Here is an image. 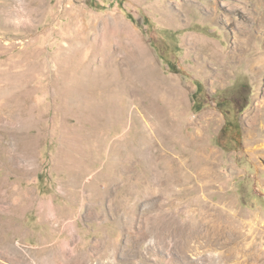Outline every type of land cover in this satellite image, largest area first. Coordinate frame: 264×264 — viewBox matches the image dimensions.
Here are the masks:
<instances>
[{
	"label": "rangeland",
	"instance_id": "obj_1",
	"mask_svg": "<svg viewBox=\"0 0 264 264\" xmlns=\"http://www.w3.org/2000/svg\"><path fill=\"white\" fill-rule=\"evenodd\" d=\"M135 46L176 126L151 157ZM262 60L264 0H0V264H264Z\"/></svg>",
	"mask_w": 264,
	"mask_h": 264
},
{
	"label": "bare ground",
	"instance_id": "obj_2",
	"mask_svg": "<svg viewBox=\"0 0 264 264\" xmlns=\"http://www.w3.org/2000/svg\"><path fill=\"white\" fill-rule=\"evenodd\" d=\"M192 2V1H191ZM250 3V2H249ZM248 3V4H249ZM20 6V5H19ZM247 7V5H246ZM249 7V6H248ZM258 7V6H257ZM217 10V9H216ZM20 9L16 10V15H20ZM23 11V10H22ZM247 11V10H246ZM211 12V17L213 19L215 18V11H210ZM12 15V14H11ZM9 16V14H8ZM13 16V17H14ZM17 16V17H18ZM259 16V15H258ZM258 18V17H257ZM9 19V18H8ZM11 19V18H10ZM20 19V18H19ZM255 21V19H254ZM255 23V22H254ZM263 24V23H262ZM248 32V31H246ZM251 34V33H249ZM106 35V34H105ZM104 35V36H105ZM248 35V34H247ZM118 37V36H117ZM246 37V36H245ZM245 43L247 44L250 40V37L248 36L245 38ZM237 41V40H236ZM238 43V42H237ZM240 43V42H239ZM246 44L242 43V46L238 47V52H245L247 49ZM129 44H126V47H128ZM125 47V52H129L128 48ZM130 47V46H129ZM135 53L133 56L128 55L126 53L125 56V68H124V86L131 85V90L132 87H141L142 93L144 95V100H150L149 103L146 105L140 107V106H134L131 111L134 109V115L137 116L139 122H140V128H141V136L143 137L140 140V144L137 145L136 149L140 150L141 155H149L150 157L153 155L154 149L153 147L156 146L159 143V139L163 136H167L172 132L174 127L172 124H170L168 118H167V112L166 108L164 106L160 105V102H158L157 94L159 93L160 90H162V87L167 84V80H165L160 74L159 71L155 65V61L151 57V54L145 47L141 46H135L134 47ZM106 53V52H105ZM235 56L237 59H239L241 56L235 53ZM99 57V56H98ZM213 58L214 62L219 61L216 55H211ZM102 59V58H101ZM236 59V60H237ZM123 60V59H122ZM262 60L261 62H263ZM114 62V61H113ZM255 65L257 63H260L259 60H253ZM113 64V63H112ZM104 65V64H103ZM258 66V65H257ZM95 69V68H94ZM109 69V68H108ZM96 70V69H95ZM106 71V69H104ZM204 70V68L202 69ZM101 72V69H100ZM95 74V73H94ZM91 74L90 75H94ZM230 72L226 70H221L220 72H217L214 74L211 78V85L217 84L219 82L224 81L227 77H229ZM96 77V75H94ZM100 81V80H99ZM87 82V81H86ZM85 82V83H86ZM92 83V82H91ZM107 83V82H106ZM113 83V82H112ZM172 89L174 90L173 93L176 94V100L180 99V96H178L179 92L183 91L185 93H189V88L187 86H183L181 84H177L175 80L172 82H169ZM89 84V83H88ZM87 84V85H88ZM134 92V91H133ZM134 94V93H133ZM136 95V94H135ZM182 95V94H181ZM138 96V95H137ZM151 97H155V100H152ZM181 109V108H180ZM206 120V119H205ZM202 121V120H201ZM174 124V123H173ZM176 124V123H175ZM203 127V126H202ZM192 136V135H191ZM197 139L193 137V140L195 141ZM159 146V145H158ZM139 152H137L138 154ZM157 154H159L157 152ZM203 154V153H202ZM139 157V156H138ZM147 157V156H146ZM182 159L184 157H181ZM200 159V158H199ZM203 160V159H202ZM179 161V160H178ZM177 161V162H178ZM186 161V160H184ZM155 162V161H154ZM169 163V162H168ZM201 163V162H200ZM204 163V162H203ZM170 164V163H169ZM198 164H194V167L197 166ZM181 166V164L179 165ZM156 169V168H155ZM197 170V167H195ZM208 169V168H207ZM203 173V172H202ZM207 174V173H206ZM209 174V173H208ZM212 175V174H211ZM202 176L205 177L203 174ZM206 179V178H205ZM208 179V178H207ZM201 180V179H200ZM204 180V179H203ZM210 185V181L203 182L200 187L202 189H207V187ZM107 192V191H106ZM224 213L219 212L216 215H223ZM207 215V213H206ZM237 215V214H236ZM235 215V216H236ZM237 217V216H236ZM237 219V218H236ZM185 227V226H184ZM202 228V227H201ZM190 231V230H189ZM193 233V231H192ZM189 235V234H188ZM189 237V236H188ZM192 238V237H191ZM182 239V238H181ZM187 240V239H186ZM208 240V239H207ZM190 241V240H189ZM187 242V241H186ZM165 243V242H164ZM193 243V242H192ZM183 244V242H182ZM175 245V244H174ZM185 245V244H184ZM197 245V244H196ZM167 247V245H164ZM188 246L190 247V244L188 243L186 245V249H188ZM175 247V246H173ZM196 247V246H195ZM247 248V246H246ZM257 248V247H256ZM171 249V248H170ZM185 250V249H184ZM178 251V250H177ZM190 251V250H189ZM184 254V253H183ZM70 257V256H69ZM187 257V256H186ZM75 258V257H74ZM209 258V257H208ZM72 259V258H71ZM70 260V259H69ZM73 260V259H72ZM260 263V262H259Z\"/></svg>",
	"mask_w": 264,
	"mask_h": 264
}]
</instances>
